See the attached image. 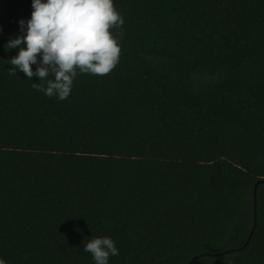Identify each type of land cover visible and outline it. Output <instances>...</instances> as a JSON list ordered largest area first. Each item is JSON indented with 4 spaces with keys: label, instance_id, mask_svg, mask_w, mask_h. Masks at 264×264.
I'll list each match as a JSON object with an SVG mask.
<instances>
[{
    "label": "trees",
    "instance_id": "1",
    "mask_svg": "<svg viewBox=\"0 0 264 264\" xmlns=\"http://www.w3.org/2000/svg\"><path fill=\"white\" fill-rule=\"evenodd\" d=\"M31 4L0 0V259L264 264V0H114L118 65L62 101L8 72Z\"/></svg>",
    "mask_w": 264,
    "mask_h": 264
},
{
    "label": "clouds",
    "instance_id": "2",
    "mask_svg": "<svg viewBox=\"0 0 264 264\" xmlns=\"http://www.w3.org/2000/svg\"><path fill=\"white\" fill-rule=\"evenodd\" d=\"M31 7V18L19 21L25 34L4 45L5 50L18 48L9 60V75L20 71L29 80L39 77L33 89L62 101L70 96L78 73L102 77L116 68L121 47L110 30L122 29L124 19L114 0H32ZM83 251L95 264H109V257L119 254L107 236L89 239ZM0 264L6 262L0 259Z\"/></svg>",
    "mask_w": 264,
    "mask_h": 264
},
{
    "label": "water",
    "instance_id": "3",
    "mask_svg": "<svg viewBox=\"0 0 264 264\" xmlns=\"http://www.w3.org/2000/svg\"><path fill=\"white\" fill-rule=\"evenodd\" d=\"M246 242H247V240H246ZM246 242H245V243H246ZM245 243H244L242 246H244ZM236 249H237V248H236ZM229 250H234V249H229ZM229 250H224V251H221V252H213V253H211V254H213V255H218V254H221V253L227 252V251H229ZM201 254H203V253H201ZM197 256H198V255H194L193 257H191L190 260L187 262V264H191V262H192Z\"/></svg>",
    "mask_w": 264,
    "mask_h": 264
}]
</instances>
